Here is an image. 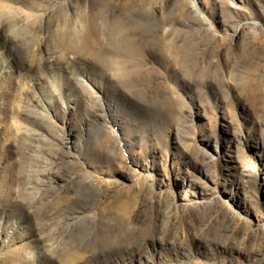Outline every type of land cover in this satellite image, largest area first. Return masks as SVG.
<instances>
[{"label": "rangeland", "instance_id": "obj_1", "mask_svg": "<svg viewBox=\"0 0 264 264\" xmlns=\"http://www.w3.org/2000/svg\"><path fill=\"white\" fill-rule=\"evenodd\" d=\"M0 264H264V0H0Z\"/></svg>", "mask_w": 264, "mask_h": 264}, {"label": "bare ground", "instance_id": "obj_2", "mask_svg": "<svg viewBox=\"0 0 264 264\" xmlns=\"http://www.w3.org/2000/svg\"><path fill=\"white\" fill-rule=\"evenodd\" d=\"M44 186V185H43ZM43 186H40L41 188H43Z\"/></svg>", "mask_w": 264, "mask_h": 264}]
</instances>
